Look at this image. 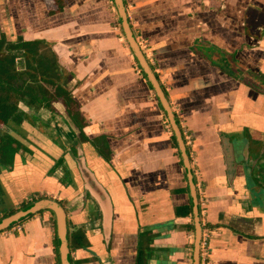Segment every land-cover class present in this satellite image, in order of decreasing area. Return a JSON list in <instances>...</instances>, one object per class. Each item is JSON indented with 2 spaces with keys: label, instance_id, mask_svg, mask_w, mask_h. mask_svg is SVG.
<instances>
[{
  "label": "crops",
  "instance_id": "crops-1",
  "mask_svg": "<svg viewBox=\"0 0 264 264\" xmlns=\"http://www.w3.org/2000/svg\"><path fill=\"white\" fill-rule=\"evenodd\" d=\"M123 2L192 140L207 263L264 264V0ZM30 41L48 80L34 85L58 89V100L52 110L21 104L0 128V151L3 137L20 145L13 164L0 162V220L51 199L67 213L72 264H193L181 149L114 1L0 0L1 46ZM76 234L82 248L72 246ZM0 264H60L54 214L0 233Z\"/></svg>",
  "mask_w": 264,
  "mask_h": 264
},
{
  "label": "trees",
  "instance_id": "trees-1",
  "mask_svg": "<svg viewBox=\"0 0 264 264\" xmlns=\"http://www.w3.org/2000/svg\"><path fill=\"white\" fill-rule=\"evenodd\" d=\"M68 1L71 0H54L58 6H61L63 3L65 4ZM38 47V44L33 43L32 41L28 43L24 42L18 46L11 45L8 48L6 47V49L0 44V52L2 53L4 49L6 51L2 56H0V79L2 80L0 81V87L4 92L12 93V95L15 96L14 102L17 104L23 103L26 107L32 110H39L45 104L46 108L52 110L53 108L51 103L58 100V89L50 90L43 87L42 85L35 86L36 83H42V81L48 82L43 71L39 69V67H42L43 64L45 65V63L42 61V55H40ZM18 57H22L20 59L22 72H17L16 70V65H19L17 64ZM36 61L39 63L37 66L35 64ZM4 76L6 77L4 78ZM52 78L53 76L49 78V84L54 87L56 85L55 83H52ZM64 96L66 99L69 98V92L67 90L64 91ZM11 100L12 99L3 103V100L0 99L2 102V107L7 106V103H9ZM16 103H14L15 106L13 107V110H18V105H16ZM12 118L13 117H0V122L7 124ZM71 118L73 121H77V117ZM18 147H20V145L17 141L9 136L3 137L0 151V162L6 165L10 163L13 164L14 157L19 150ZM15 213L16 212L13 211L5 214L2 219L7 218L8 216H11ZM72 238V242L74 243H72V246L74 248H82L84 246V236H79V234H76L74 237L72 236ZM138 264L141 263L138 261Z\"/></svg>",
  "mask_w": 264,
  "mask_h": 264
},
{
  "label": "water",
  "instance_id": "water-1",
  "mask_svg": "<svg viewBox=\"0 0 264 264\" xmlns=\"http://www.w3.org/2000/svg\"><path fill=\"white\" fill-rule=\"evenodd\" d=\"M122 22V28L126 35L127 41L139 62L141 68L143 69L145 75L147 76L149 82L152 85L153 90L155 91L158 100L160 101L163 109L165 110L169 123L172 127L173 132L175 133L181 153L183 156V162L188 173V177L190 180V186L192 191V198L194 204V224H195V238H194V253H193V264H201V243L203 237V227L200 220V212L198 206V195L197 188L194 182L193 174L190 166V159L186 150L185 141L181 132V129L176 120L175 114L169 104V101L166 97L164 90L162 89L158 79L153 73L149 62L143 53L140 45L136 41L134 37L133 31L131 29L127 11L125 8V4L123 0H113ZM229 152H232L231 148ZM227 155V154H226ZM227 157V156H226ZM228 158V157H227ZM228 164H231L228 162ZM43 211H50L54 214L56 220V229H57V239H58V250L60 256V264H72L71 260V250H70V242L68 235V218L65 208L57 201L51 199H42L37 201L36 203L26 207L23 210L16 212L15 214L8 216L0 220V233L14 227L20 222L33 217Z\"/></svg>",
  "mask_w": 264,
  "mask_h": 264
},
{
  "label": "built area",
  "instance_id": "built-area-1",
  "mask_svg": "<svg viewBox=\"0 0 264 264\" xmlns=\"http://www.w3.org/2000/svg\"><path fill=\"white\" fill-rule=\"evenodd\" d=\"M117 30H121V28H117ZM163 124L165 126L166 131L169 134H172L173 131L169 123V120L165 118ZM185 137H186L185 145L187 144L186 146H190L192 144L191 137H189L187 134H185ZM201 206L205 207L206 206L205 202L201 201ZM208 257H209V233L207 232V230H204L202 243H201V264H208L207 263Z\"/></svg>",
  "mask_w": 264,
  "mask_h": 264
},
{
  "label": "rangeland",
  "instance_id": "rangeland-1",
  "mask_svg": "<svg viewBox=\"0 0 264 264\" xmlns=\"http://www.w3.org/2000/svg\"><path fill=\"white\" fill-rule=\"evenodd\" d=\"M20 61V60H19ZM36 66L39 65L38 61H36ZM1 74V73H0ZM6 76H4L5 78ZM3 78V77H2ZM0 81H2L0 79ZM0 99L3 100V103L6 102V101H9L10 99H14L15 100V96L12 95V93H9V92H4L3 90H1L0 88ZM1 103V101H0ZM9 105V104H8ZM10 106V105H9ZM9 106H3V117H10L11 115V109Z\"/></svg>",
  "mask_w": 264,
  "mask_h": 264
},
{
  "label": "flooded vegetation",
  "instance_id": "flooded-vegetation-1",
  "mask_svg": "<svg viewBox=\"0 0 264 264\" xmlns=\"http://www.w3.org/2000/svg\"><path fill=\"white\" fill-rule=\"evenodd\" d=\"M0 56H2L1 54H0ZM1 88V87H0ZM15 100H11L9 103H7V106H9L10 107V109H11V115H10V117H17L18 116V113H21L20 111H22V108L20 107V105L21 104H23V103H19V104H17L16 102H14ZM14 103H16V105H18V110H13V107L15 106V104ZM9 104V105H8ZM25 106V105H24ZM3 107H2V102L0 103V117H3ZM23 113H24V111H22ZM6 124H3V123H1L0 122V128L1 127H3V126H5Z\"/></svg>",
  "mask_w": 264,
  "mask_h": 264
}]
</instances>
